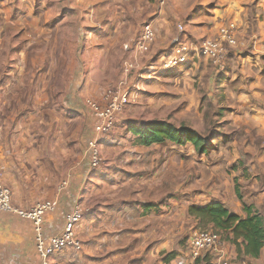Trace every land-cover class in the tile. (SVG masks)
<instances>
[{"label": "crops", "instance_id": "1", "mask_svg": "<svg viewBox=\"0 0 264 264\" xmlns=\"http://www.w3.org/2000/svg\"><path fill=\"white\" fill-rule=\"evenodd\" d=\"M74 2L76 5L69 8L84 14L81 23L82 30L87 31L84 44L90 61L98 65L112 52L122 55L119 46L133 40L135 35L116 36L120 25L113 17V11L116 10L114 7H119L118 2L127 6L133 4V0ZM153 2L155 4L136 7L141 22L151 20L154 29L155 38L147 57L132 52L133 44L126 49L139 62H152L148 66L153 73L144 80H148L144 85L150 104L169 114L176 112L182 119L191 118L192 111L201 118L203 112L200 114L198 110L207 108L206 96L214 97L212 107L228 111L222 116H219L220 112L216 118L225 120L224 126L234 127L238 134L229 140L232 143L230 152L220 151V157L224 158L221 160L216 156L209 168L223 171L233 159H254L250 163L251 189L242 196L235 187L234 193L240 201L232 203L225 199H207L202 203L203 199H198L199 204H194L188 197L186 200L160 197L159 175L165 168L159 167L155 159L161 154L169 162L171 156H184L183 151L159 154L148 149L151 145L136 143L134 136L132 148L119 146L107 156L104 165L93 169L88 167L89 160L86 167L80 165L78 143L67 141L69 135L28 133L7 143L10 155L6 157L12 159L8 167L13 169L10 175L7 174L6 182L11 193L13 191L11 202L14 206H26L27 210L38 201L57 200L56 210L47 213L43 219L45 238L63 230L67 213L79 205L88 188L93 195L88 205L101 200V223L95 222V218H100L95 216L99 210L90 209L88 219L85 218L90 229L86 234L75 229L82 249L56 253L51 256L50 264H213V254V262L210 255L206 262L204 257L192 262L186 246L183 249L180 244L194 229L200 228L199 220L188 213L190 206L219 201L231 212L244 217L242 204L245 203L264 216V0H199L196 2L198 6L194 1L185 5L184 0H166L165 6ZM56 8L62 10L61 7L44 10L52 13L58 11ZM129 9L124 8L125 15ZM228 23L236 27L237 45L229 48L227 69L219 74L211 62L197 55L195 50L203 38L215 37L219 28ZM179 25H182V31ZM176 36L186 41L195 52L181 68L161 70L162 55L171 50ZM19 122L26 125L25 119L18 121L15 130H21ZM44 122L38 120L39 125L43 126ZM198 122L201 124V119ZM114 137L109 136V140H116ZM243 142L247 144L240 145ZM260 142H263L262 146ZM199 156L202 155L199 153ZM203 163L199 162L200 168ZM18 165L22 170L16 168ZM17 189H26V199L15 194ZM36 189L42 191L35 194ZM100 189L102 198L98 194ZM220 190L216 182L212 188L204 189L207 198ZM80 204L84 206L82 202ZM207 228L213 229L212 225ZM35 244L36 233L30 219L14 212L0 211V264H41ZM220 253L233 259L264 264V246L257 258H250L234 243L222 239Z\"/></svg>", "mask_w": 264, "mask_h": 264}, {"label": "rangeland", "instance_id": "2", "mask_svg": "<svg viewBox=\"0 0 264 264\" xmlns=\"http://www.w3.org/2000/svg\"><path fill=\"white\" fill-rule=\"evenodd\" d=\"M193 1L194 5L198 6L196 2L199 0H184V4H191ZM153 3L147 0H133V4L126 6L125 3L118 2L119 7H114L116 10L113 11L115 13L113 17L120 25L116 36L135 35L133 38L135 39L141 25L145 22H141L140 13L136 7H145ZM72 5H76L74 0H0V175L3 182L9 186L6 182L7 174L10 175L13 169L12 166L8 167L12 159L6 157L10 155L6 147L7 143L13 139H20L21 136H27L28 133L33 135L40 132L48 136L60 133L69 135L67 141L78 143L80 165L85 167L89 160V148L86 142L88 139L95 140L101 153V161L103 160L99 166H102L108 159L107 156L114 150H118L119 146L123 145L125 149L132 148L134 135L129 129L130 126H140L147 121L162 119L176 126L183 123L195 129L203 137L204 149L199 151L191 142L179 145L169 141L148 147L159 154L163 151H183L184 153L181 158L171 156L169 162L166 158L164 160L161 154L155 159L159 167L165 168L159 175L160 197L170 196L184 200L188 197L194 204H199L198 199H203L202 203L207 199H225L232 203L240 201L234 193L235 187L242 196L247 195L252 186L253 174L250 163L254 162V159H233V162L223 171L219 168H209L216 161V156L220 157V151L225 154L230 152L232 143L229 140L238 134L234 127L224 126L225 120L216 118L220 112L222 114L219 116H222L228 114V111L213 108L211 100L214 97L209 96H206L207 108L198 110L200 114L203 112L201 118L196 111H192L191 118L182 119L176 112L169 114L152 107L149 102V93L145 92L144 85L148 81L144 82V80L151 77L147 74L150 75L153 72L151 68H148L152 62H149V59V63L134 59L132 54L133 51L136 52L134 47L131 48L132 52L128 53L122 43L119 46L123 51L122 55H119L117 51L112 52V55L105 57L104 61L94 65L87 56V46L84 44L87 32L82 30L81 17L84 14L74 8L71 10L69 7ZM51 7H61L62 10L56 8L57 12H45L44 9ZM124 8L127 10L130 8L127 15L124 14L126 11ZM146 21L151 22V20ZM148 53L142 56L147 57ZM137 55L141 54L137 53ZM227 59L228 56L226 69ZM125 60L132 65L127 75L124 74ZM144 66L147 68L144 69ZM122 85L124 90L131 93L128 103L116 113L114 126L108 133L96 134L94 128L96 119L86 104L87 99L95 100L103 106L106 103L104 98L106 91L110 88H120ZM23 119L26 120V125L23 126L24 122H19L22 124L19 126L21 130H15V123ZM199 119L201 124L198 122ZM38 120H44V125H39ZM113 135L116 140H109V136ZM262 143L259 144L262 146ZM246 144L240 143V145ZM199 153L202 156H199ZM220 158L222 160L224 157ZM121 160L126 161L125 158ZM199 162H204L201 168ZM89 164L88 167L94 169ZM16 168L22 170L21 165ZM215 182L221 190L207 198L205 195L207 192L204 189L212 188ZM138 188L141 187L138 186ZM40 191L36 189L33 193L38 194ZM14 192L26 199V189H17ZM98 194L102 198L101 189ZM92 197L88 188L84 199L79 201L84 206L78 203L83 208V216L76 225V230H82L84 234L90 229L86 224L90 209L91 211L99 210L95 216L98 215L97 217L100 218H95V222L101 223V200L99 203L95 201V204L88 205ZM79 205L76 206L80 207ZM15 207L27 208L26 206ZM85 209H87L86 216H84ZM190 234L187 239L183 238L180 242L183 249L186 246V251ZM202 255L191 261L196 262L204 257L206 262L210 260L208 255L212 254Z\"/></svg>", "mask_w": 264, "mask_h": 264}, {"label": "built area", "instance_id": "3", "mask_svg": "<svg viewBox=\"0 0 264 264\" xmlns=\"http://www.w3.org/2000/svg\"><path fill=\"white\" fill-rule=\"evenodd\" d=\"M148 1H155L158 5L163 6L166 2V0ZM178 27L181 31L183 30L182 25H179ZM235 29L236 27L233 23L221 26L215 37L203 38L200 41L198 48L195 50L197 55H200L211 62L216 73L220 74L225 71L228 50L230 47H235L237 45V40L234 36ZM154 38L155 34L152 22L146 21L142 24L137 37H135L130 43L127 42L123 44V47L128 50L130 49L131 44H133L137 53L145 55L148 53L154 42ZM195 51L192 50L186 41H182L181 38L176 36L171 50L162 56L161 70L169 71L180 68L179 66L187 63L189 56ZM125 62L126 66L124 68V74L127 75L132 65L128 64L127 61ZM146 68L147 66H144V69ZM123 85L120 88H110L106 91L104 97L106 103L103 106L95 100L87 99L86 104L96 119L94 127L96 134L108 133L114 126L116 113L120 112L128 103L131 93L128 90H124ZM88 148L91 166L94 168L98 167L101 162V153L97 141H88ZM11 196V189L3 182L0 175V211L14 212L31 220L36 233L35 245L41 264H50L49 260L52 255L60 253L66 249L76 252L82 249V243L75 234L76 225L83 216V209L81 207L75 206L69 213H67L64 228L60 233L45 238L42 232L43 219L47 213H52L56 210L57 200L46 199L38 201L26 210L15 207L11 202ZM221 244L222 238L220 234L213 229H196L190 234L187 240L189 258L195 260L198 257L203 256L202 254L204 253H211L214 256L213 264H255L253 261L246 259H233L226 257L220 253Z\"/></svg>", "mask_w": 264, "mask_h": 264}, {"label": "trees", "instance_id": "4", "mask_svg": "<svg viewBox=\"0 0 264 264\" xmlns=\"http://www.w3.org/2000/svg\"><path fill=\"white\" fill-rule=\"evenodd\" d=\"M129 129L135 136V142L144 146L162 144L166 141L179 145L191 142L199 151L204 149L203 137L183 123L176 126L167 120L158 119L147 121L140 126H130ZM242 209L244 217L231 212L221 202L213 201L190 206L188 213L199 220L201 228L212 225L213 230L219 233L222 239L234 243L245 256L257 258L264 246V216L253 206L245 203L242 204Z\"/></svg>", "mask_w": 264, "mask_h": 264}]
</instances>
